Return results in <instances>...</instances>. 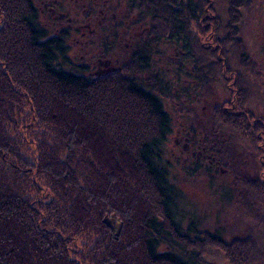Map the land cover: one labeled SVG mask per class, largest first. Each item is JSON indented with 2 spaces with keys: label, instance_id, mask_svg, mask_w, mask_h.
I'll return each mask as SVG.
<instances>
[{
  "label": "trees",
  "instance_id": "1",
  "mask_svg": "<svg viewBox=\"0 0 264 264\" xmlns=\"http://www.w3.org/2000/svg\"><path fill=\"white\" fill-rule=\"evenodd\" d=\"M101 1L93 50L105 57L125 32L137 41L118 70L91 78L65 56L66 30L50 34L31 0H0V264H207L202 245L230 249L180 208L165 143L175 120L194 149L185 175L210 188L222 179L225 198L264 219V117L248 110L253 62L239 36L253 1ZM162 41L191 63L188 86L154 72L151 43ZM227 81L229 100L200 117L197 91ZM252 238L236 240L235 264L256 254Z\"/></svg>",
  "mask_w": 264,
  "mask_h": 264
},
{
  "label": "rangeland",
  "instance_id": "2",
  "mask_svg": "<svg viewBox=\"0 0 264 264\" xmlns=\"http://www.w3.org/2000/svg\"><path fill=\"white\" fill-rule=\"evenodd\" d=\"M31 1L38 10V21L44 28L49 30L50 34L55 33L60 28L67 31L68 38H66L67 50L65 56L78 67V70L81 69L83 73L91 78L100 77L118 70L127 61L126 54L128 53L129 55L130 48L128 45L137 41L134 38V32L127 33L126 37V32L124 35L122 33L119 41H111L112 44H110L107 55L100 57L101 54L98 53L100 46L94 51L89 42L97 40L95 31L98 25L102 26L100 21L105 12L101 9V0ZM252 1L251 12L244 13L243 20L239 25V36L245 50L249 54L250 61L264 75V0ZM224 9V2L216 3L215 11L218 15ZM201 40L206 41V43L209 42L207 38L204 39L202 37ZM151 51L150 63L154 72H158L161 76L170 79L172 83L176 79V75H178L179 84L188 86L186 74L191 72V63L182 59L175 45L163 41L156 45L151 43ZM59 62H62L61 57H58ZM230 62L233 67L238 65L232 57ZM257 62L261 66H258ZM249 65H247V71L244 70L245 80L250 87L248 110L256 117H264V78L258 79L254 76V73H250ZM63 67L67 70L70 69L64 65ZM179 67L181 68L179 69ZM188 80L194 82L193 78ZM228 83V81L224 84L217 83L211 93L204 92L206 94L203 93L202 95L200 90L197 91L199 100H197L198 107L196 112L200 117L207 118L211 104H221L229 100V93L225 91V87L230 88L227 85ZM177 104L179 105L180 103L177 102ZM189 135L184 127H181L173 120L172 131L167 137L163 155V160L169 164L170 179L182 195L179 206L186 211H194L196 213L195 217L199 221V230L220 236L231 250L228 249L229 251L225 252L216 246L204 244L201 246L203 259L207 264H235L234 261L236 259L232 257V251L234 250L233 247L236 246V240L241 239L238 244L241 245L247 237L251 236L255 242L256 254L252 255L253 257L248 264H264V219L253 218L254 213L249 209L250 207L246 202L238 201L233 203L232 199H236L235 192L234 194H227V197H231L230 199L225 198L224 194L228 193V191L225 190L226 186L224 187L221 184L222 179L210 188L204 177L195 176L190 178L185 175L183 164H186L185 160L190 163V155L194 153V149L190 146L192 143L189 141ZM197 139L200 141V137H197ZM261 154L263 153L260 151L258 156ZM238 156H241L239 162L243 160L246 170L250 171L253 156L247 152ZM177 159L180 163H177ZM220 171L225 172L224 170ZM107 221L113 228H120V223L117 219L109 216Z\"/></svg>",
  "mask_w": 264,
  "mask_h": 264
},
{
  "label": "flooded vegetation",
  "instance_id": "3",
  "mask_svg": "<svg viewBox=\"0 0 264 264\" xmlns=\"http://www.w3.org/2000/svg\"><path fill=\"white\" fill-rule=\"evenodd\" d=\"M100 57H102V56H100Z\"/></svg>",
  "mask_w": 264,
  "mask_h": 264
}]
</instances>
